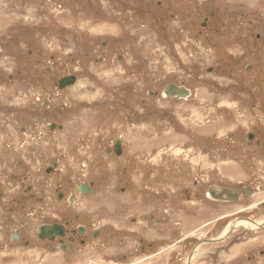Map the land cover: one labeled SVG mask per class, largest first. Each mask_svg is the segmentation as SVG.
<instances>
[{"label":"rangeland","instance_id":"rangeland-1","mask_svg":"<svg viewBox=\"0 0 264 264\" xmlns=\"http://www.w3.org/2000/svg\"><path fill=\"white\" fill-rule=\"evenodd\" d=\"M59 73L78 77L62 99ZM47 85L54 101L70 106L69 113L57 111L63 131L50 138L42 110ZM169 85L190 96L166 98ZM254 131L264 134V0H0V187L18 172L30 183L39 180L53 162L74 187L94 182L78 206L84 225L98 221L113 238L100 264H187L207 231L189 229V218L167 206L171 179L155 190L135 187L143 177L162 180V170L173 175L183 162L195 180L222 162L235 173L233 160L257 157L256 143L247 139ZM116 139L125 146L123 158L104 150ZM66 160L77 167H65ZM184 181V188L193 182ZM144 215L162 226L142 224ZM144 227L163 239H146L155 249L146 259L128 260L124 255L140 245ZM251 249L264 251V229L239 230L225 243L205 246L191 264H251ZM116 254L118 261L111 260ZM0 264L29 261L0 256ZM252 264L264 258L258 254Z\"/></svg>","mask_w":264,"mask_h":264},{"label":"flooded vegetation","instance_id":"flooded-vegetation-1","mask_svg":"<svg viewBox=\"0 0 264 264\" xmlns=\"http://www.w3.org/2000/svg\"><path fill=\"white\" fill-rule=\"evenodd\" d=\"M43 71L44 77L50 74L48 69ZM71 76L75 77V84L73 85L75 86L78 82L77 75L58 74L56 89L61 99L63 94L67 93L66 90L72 87L61 88V82ZM52 97V90L47 85V100L44 103L47 106L42 107V110L44 111L43 116H47L45 126L49 138L53 133L59 134L63 131L61 124L63 120H60L62 114L57 111L62 108V113H69L70 107L59 104L58 100L61 99L54 101ZM125 101L123 100V102ZM128 106L126 105L124 110ZM71 116L74 117L75 113ZM33 131L32 129L31 133ZM237 137L238 135L235 134L232 139ZM247 139L252 147V143H256L257 151L255 153L257 157L253 161L246 162V164H243L240 159L233 160L240 168L235 173H233L234 169L231 171L230 167L227 166V162L226 164L222 162L223 166L220 168L216 167L215 170H212L209 167L208 170L204 171L206 176L203 180H195L193 171H186L187 169H185L189 167V163L183 162L182 166L176 168V171L173 170V175L169 173V169L162 170V172L167 173L162 180H158L159 177L157 178V176H148L149 179L143 177L138 186L135 187L138 192L149 190L150 187L155 190L153 186L158 185L159 182L167 185L166 182H170L171 179L173 185L171 188L174 191L171 193L165 190L170 193L172 199V202H169L167 206H172L173 212H178L189 218V224H187L189 229H194L196 233L202 230L207 231L201 238H197V242L188 255L187 264L193 262L194 257L203 247L225 243L239 230L260 231L264 229V200L260 203L255 202L256 198L264 195V134L259 137L254 131L247 135ZM48 143L50 145V139ZM30 148L31 151L35 152V147L30 146ZM100 150L103 148L101 147ZM104 150L113 158H123L126 154L125 146L120 139L113 141L111 146H105ZM90 154L88 152L82 156H90ZM5 156L10 157V154ZM239 156L243 155L235 154L234 158ZM91 158L94 159L93 156ZM76 159L79 160V157L77 156ZM83 160H86L84 167H87L88 159ZM66 161H62L65 167H72L73 169L77 167L76 160L73 162ZM131 163L129 162V165ZM38 164L40 165L41 161H38ZM208 164L211 165L212 161H208ZM58 167L60 165L57 162L47 165L43 170L44 176L39 171L40 179L32 183L29 179H24L19 174L20 172L13 174V176L10 172L11 176L6 181L5 186L0 187V256L27 259L29 264L39 263V261L44 264H100L101 256L107 255L103 251H110L108 247L114 242L113 238L103 231L98 221L84 225L83 214H81L83 209L78 206V196L81 198V196L91 194L95 190V183L90 182L85 186L74 187V181L66 177L64 175L66 172L60 171ZM233 175H238V177L233 178ZM186 177L193 180L192 183H188V188H184ZM148 181H150V185ZM70 186L71 188L74 187V192L66 195L65 191ZM159 203L162 206L165 205L163 201H159ZM169 213V211L163 212L165 215ZM142 219L141 223H145L147 227L149 223L153 227L162 226L155 219V216L144 215ZM195 220L204 222V224H198ZM31 223H36L33 229H31ZM145 228L142 232L144 236L141 234L139 239L140 245L130 248L124 255L128 260L135 255L146 259L147 252L155 249V245L153 243L148 244L147 241L153 242L163 239V236L152 234ZM213 230L220 231L222 234L215 238L208 237V232ZM227 234L229 236L224 241L213 242ZM130 236L133 238L132 235ZM255 240L250 239L249 242ZM130 243L128 242L127 245ZM258 254L264 258L263 250L251 249L248 256L249 263H254ZM119 257V254H116L111 260L118 261ZM190 257L191 260L189 261Z\"/></svg>","mask_w":264,"mask_h":264},{"label":"water","instance_id":"water-1","mask_svg":"<svg viewBox=\"0 0 264 264\" xmlns=\"http://www.w3.org/2000/svg\"><path fill=\"white\" fill-rule=\"evenodd\" d=\"M64 81L61 82V88H65L66 86H73L75 84V77L71 76L69 78L63 79ZM166 96H171L174 99L178 100L180 98L182 99H187L190 96L189 90L182 88V87H177L175 85H169L165 92ZM179 97V98H178ZM229 235L227 234L226 236L221 237L218 240H215L213 242H221L224 241ZM191 260V257L189 258V261Z\"/></svg>","mask_w":264,"mask_h":264},{"label":"bare ground","instance_id":"bare-ground-1","mask_svg":"<svg viewBox=\"0 0 264 264\" xmlns=\"http://www.w3.org/2000/svg\"><path fill=\"white\" fill-rule=\"evenodd\" d=\"M164 96L167 98V96H166V94H164ZM169 97V96H168ZM179 98V97H178ZM180 99H182V98H180ZM224 197V196H223ZM222 199V198H221ZM243 222V221H242ZM239 224V223H238ZM247 227V226H246ZM248 227H249V225H248ZM250 228H251V226H250ZM221 238V237H220ZM220 238H218V239H220ZM218 239H216V240H218Z\"/></svg>","mask_w":264,"mask_h":264}]
</instances>
